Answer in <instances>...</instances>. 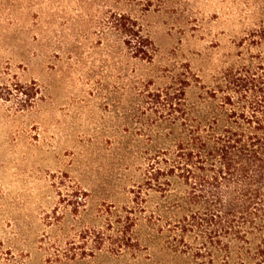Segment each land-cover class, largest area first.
Instances as JSON below:
<instances>
[{"label":"rangeland","instance_id":"374dc122","mask_svg":"<svg viewBox=\"0 0 264 264\" xmlns=\"http://www.w3.org/2000/svg\"><path fill=\"white\" fill-rule=\"evenodd\" d=\"M144 6L0 0V264H186L162 242L118 251L108 239L135 206L146 151L163 145L143 94L188 71L209 83L240 51H258L245 38L264 28V0ZM117 13L152 40L150 59L125 44ZM20 84L39 88L28 109H20ZM149 193L152 207L158 196Z\"/></svg>","mask_w":264,"mask_h":264},{"label":"trees","instance_id":"16d2710c","mask_svg":"<svg viewBox=\"0 0 264 264\" xmlns=\"http://www.w3.org/2000/svg\"><path fill=\"white\" fill-rule=\"evenodd\" d=\"M127 1H144L146 10L154 2ZM112 22L135 56L151 58L146 46L153 42L136 20L117 13ZM245 40L260 49L247 57L240 51L209 83L188 71L143 94L163 145L146 151L135 206L118 220L116 238L108 237L118 251L157 241L186 264H264V28ZM193 85L198 91L190 96ZM16 90L25 95L22 110L39 92L35 85ZM150 191L158 196L152 207ZM140 225L148 230L144 237L133 229Z\"/></svg>","mask_w":264,"mask_h":264}]
</instances>
